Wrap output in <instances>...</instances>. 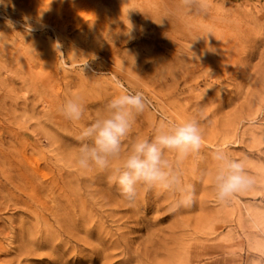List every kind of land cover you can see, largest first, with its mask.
Returning <instances> with one entry per match:
<instances>
[{
	"label": "rangeland",
	"instance_id": "obj_1",
	"mask_svg": "<svg viewBox=\"0 0 264 264\" xmlns=\"http://www.w3.org/2000/svg\"><path fill=\"white\" fill-rule=\"evenodd\" d=\"M211 5L0 0V264H264V0ZM124 91L148 101L125 150L199 120L204 148L182 165L190 209L170 214L174 195L142 187L129 202L75 163L80 128ZM73 97L77 123L62 114ZM222 145L255 180L223 204L210 179Z\"/></svg>",
	"mask_w": 264,
	"mask_h": 264
},
{
	"label": "clouds",
	"instance_id": "obj_2",
	"mask_svg": "<svg viewBox=\"0 0 264 264\" xmlns=\"http://www.w3.org/2000/svg\"><path fill=\"white\" fill-rule=\"evenodd\" d=\"M180 4L188 12L203 15L208 14L212 6L211 0H180ZM131 30L125 34L130 35ZM200 37L205 39L201 35L194 40ZM147 107L148 101L142 92L124 91L110 99L106 114L81 127L76 135L80 147L75 163L84 171L109 173V183L118 186L129 202L134 201L140 187L145 191L155 190L158 195H174L176 198L169 205V213L176 214L190 209L197 200L194 186L184 180L182 165L190 157L201 155L203 132L196 118L168 122L156 127L152 137L137 138L125 150L124 144L136 117ZM84 111L79 97L67 99L62 106V114L73 123L83 119ZM228 147L222 145L211 153L215 167L210 179L216 201L221 204L255 184L243 161L232 157ZM166 153H171L173 158H167Z\"/></svg>",
	"mask_w": 264,
	"mask_h": 264
},
{
	"label": "bare ground",
	"instance_id": "obj_3",
	"mask_svg": "<svg viewBox=\"0 0 264 264\" xmlns=\"http://www.w3.org/2000/svg\"><path fill=\"white\" fill-rule=\"evenodd\" d=\"M221 253H222L221 255L223 256V253H224V252H221ZM229 255H230V254H229Z\"/></svg>",
	"mask_w": 264,
	"mask_h": 264
}]
</instances>
